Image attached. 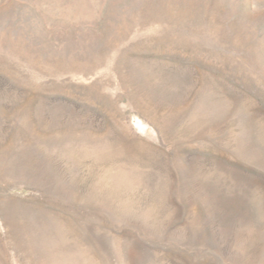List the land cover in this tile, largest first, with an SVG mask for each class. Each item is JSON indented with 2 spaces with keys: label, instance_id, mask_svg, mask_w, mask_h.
Listing matches in <instances>:
<instances>
[{
  "label": "rangeland",
  "instance_id": "obj_1",
  "mask_svg": "<svg viewBox=\"0 0 264 264\" xmlns=\"http://www.w3.org/2000/svg\"><path fill=\"white\" fill-rule=\"evenodd\" d=\"M0 264H264V0H0Z\"/></svg>",
  "mask_w": 264,
  "mask_h": 264
}]
</instances>
